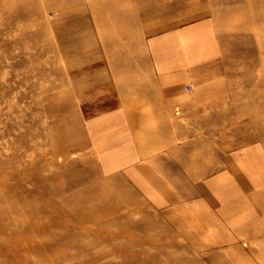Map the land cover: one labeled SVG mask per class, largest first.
<instances>
[{
  "label": "rangeland",
  "instance_id": "374dc122",
  "mask_svg": "<svg viewBox=\"0 0 264 264\" xmlns=\"http://www.w3.org/2000/svg\"><path fill=\"white\" fill-rule=\"evenodd\" d=\"M0 264H264V0H0Z\"/></svg>",
  "mask_w": 264,
  "mask_h": 264
},
{
  "label": "crops",
  "instance_id": "0c3cea01",
  "mask_svg": "<svg viewBox=\"0 0 264 264\" xmlns=\"http://www.w3.org/2000/svg\"><path fill=\"white\" fill-rule=\"evenodd\" d=\"M174 47H176V46L174 45ZM155 57H156L155 58L156 61H157V59H158V61L162 60L163 62L166 61V62H169V63H175V61H178V60H175V59L171 60L170 57L169 58L168 57L163 58V56L160 53H159V55L155 54ZM179 59H180V57H179ZM170 78L171 77L168 76V77H166L164 79H165V81H167V82H169L171 84L172 80ZM179 80H176L175 83H172L170 85V86L173 87V88H171V91L174 90L175 87L180 85L181 81H179ZM176 164H177L176 165V167H177L178 166V161H177ZM208 177H210V176L205 177V179H207ZM203 184H205V183H203ZM209 186H211L215 190L217 189L216 191L220 192V196H219L220 197V202L225 203L228 206L230 204L235 206V208H231V207L229 208V210L232 213L230 211H228V207H226L227 208L226 210L228 211L227 219H230V221H232L231 218H234V216L238 213V211L242 210L241 203H242V201L245 198L244 195H243L244 190L248 189L247 193L248 194L251 193V191L249 190L250 188L246 185V182L243 180L242 176L237 177V178L233 177V181L232 182H229L228 179L221 182L220 178L217 179V180L216 179L211 180L209 183H207L204 186L203 190L206 191V189ZM239 195L242 196V198H239ZM210 197L213 199V201L215 203L218 202V198L217 197H213V196H210ZM234 211H236V212L233 213Z\"/></svg>",
  "mask_w": 264,
  "mask_h": 264
},
{
  "label": "built area",
  "instance_id": "2783aa9c",
  "mask_svg": "<svg viewBox=\"0 0 264 264\" xmlns=\"http://www.w3.org/2000/svg\"><path fill=\"white\" fill-rule=\"evenodd\" d=\"M194 87L193 83H190V85L186 88V92H190V90H192V88Z\"/></svg>",
  "mask_w": 264,
  "mask_h": 264
},
{
  "label": "bare ground",
  "instance_id": "6f19581e",
  "mask_svg": "<svg viewBox=\"0 0 264 264\" xmlns=\"http://www.w3.org/2000/svg\"><path fill=\"white\" fill-rule=\"evenodd\" d=\"M29 14V13H28ZM163 48H167V49H169V47L168 46H165V47H163ZM161 49V48H160ZM155 52H157V51H155ZM164 52H166V53H171V52H167L166 50H164ZM169 56H171V54H169ZM173 56V55H172ZM175 59V58H174ZM173 58H171V60H174ZM189 86V85H188ZM187 86V87H188ZM186 87V88H187ZM190 93V92H189ZM208 189V188H207Z\"/></svg>",
  "mask_w": 264,
  "mask_h": 264
}]
</instances>
